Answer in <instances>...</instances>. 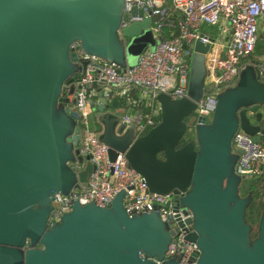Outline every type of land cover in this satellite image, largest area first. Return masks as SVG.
<instances>
[{"label":"water","instance_id":"obj_1","mask_svg":"<svg viewBox=\"0 0 264 264\" xmlns=\"http://www.w3.org/2000/svg\"><path fill=\"white\" fill-rule=\"evenodd\" d=\"M123 15L124 0H0V264L163 260L173 233L156 214L129 218L123 193L106 208L74 202L59 224L48 226L55 196L86 189L92 172L89 161L77 174L69 167L79 131L65 95L85 71L71 46L77 43L83 54L120 70L134 65L125 39L145 35L140 50L156 46L148 33L151 19L121 29ZM208 52V45L194 43L191 87L203 83ZM198 101L160 95L155 127L125 140L121 126L101 142L109 147L111 162L117 154L125 156L151 194L179 197L173 208L191 215L185 225L192 232L185 239L197 246L194 264H264V208L252 239L244 216L250 199L238 196L241 180L234 174L232 153L238 131L260 141L261 118L255 115L256 124L251 122L264 106L260 70L245 67L236 86L218 96L210 123L199 120L195 138L181 145ZM105 104L101 98L99 112Z\"/></svg>","mask_w":264,"mask_h":264},{"label":"built area","instance_id":"obj_2","mask_svg":"<svg viewBox=\"0 0 264 264\" xmlns=\"http://www.w3.org/2000/svg\"><path fill=\"white\" fill-rule=\"evenodd\" d=\"M138 12L142 13L141 18ZM146 18L151 19L149 29L156 46L154 50L146 49L134 66L124 70L83 54L77 43L71 46L84 62L85 71L77 82L67 87L65 95L67 105L77 115L75 126L79 131V144L69 167L77 174L89 161L92 172L86 189L76 187L67 196H55L48 226L59 224L61 218L71 212L74 202L82 207L92 204L106 208L123 193L122 207L129 218L156 214L174 235L163 260L149 261L194 264L198 257L197 246L185 239L192 232L191 227L185 225L191 215L180 207L174 210L173 204L178 203L179 197L175 199L172 193L151 194L144 179L129 168L123 154H117L115 160L110 161L109 147L100 141V131L92 125V89L94 85H103L106 98L119 101L120 107H125H122L118 129L132 126L134 137H140L160 121L158 96L172 100L187 97L190 69L187 53L193 50L195 42H200L209 46L207 56L211 58L206 64L202 98L195 103L189 128L193 130L202 119L205 124L210 123L218 96L236 86L260 34L264 33V0H124L121 29ZM164 26L173 29L168 37L162 33ZM118 35L121 38L120 31ZM217 46L221 51L214 55ZM251 66L260 70L264 83V65ZM257 135L258 143L241 131L233 136L232 153L238 157L234 174L241 180L264 176V132ZM138 256L145 259L142 253Z\"/></svg>","mask_w":264,"mask_h":264},{"label":"rangeland","instance_id":"obj_3","mask_svg":"<svg viewBox=\"0 0 264 264\" xmlns=\"http://www.w3.org/2000/svg\"><path fill=\"white\" fill-rule=\"evenodd\" d=\"M149 35H153V32L149 31L148 32ZM147 33V34H148ZM263 38V39H261ZM147 39V36L145 35H141L140 37L134 39L133 41L127 40L125 39L123 42H125L126 45H130L131 46V53H130V57L132 60H134V63L136 62V60L139 58V56L141 54H143L145 52V50H140V45ZM260 42L257 43L256 49L254 51V53L251 55V57L249 58L250 61H258V60H262L261 62L264 64V35L260 36ZM191 66L189 69V75H188V84H187V95L189 97H191L194 101H198L200 100L202 97L201 94V88L204 87L206 85L205 80H203V83L201 85V87L199 88H195L194 86L191 87L190 86V78H191V72L193 70V66H194V59L191 60ZM134 66V65H133ZM206 77V75H205ZM122 112L116 113L112 116V118L109 116L107 118V115H103V114H98L100 116V121L101 123H103L105 125V130H106V134L105 135H99V139L100 141H104L107 142L109 140V138H111L112 136H114V127L119 123L120 117L122 116ZM259 116L261 118V122L258 125H261V130L264 132V106H261L259 111L257 112V114H252L251 117V122L256 124V116ZM92 116L94 118V116H96V112L95 110L92 113ZM194 130V129H193ZM194 133V131H193ZM145 133H143L142 135H144ZM141 135V136H142ZM124 137H121L120 139H125V140H130V138L132 136H134V132H133V127L130 126L126 129V131L123 134ZM140 136V135H137ZM195 138V137H194ZM264 140V137H263ZM234 161H237V156L233 157ZM236 176V175H235ZM238 179H240L238 176H236ZM241 180V179H240ZM242 181V180H241Z\"/></svg>","mask_w":264,"mask_h":264},{"label":"trees","instance_id":"obj_4","mask_svg":"<svg viewBox=\"0 0 264 264\" xmlns=\"http://www.w3.org/2000/svg\"><path fill=\"white\" fill-rule=\"evenodd\" d=\"M173 31L167 26L162 28L163 35L168 37V33ZM123 107V106H122ZM125 109V107H123ZM189 120H186V133L182 139L181 145L194 139V130L189 128ZM238 196L248 197L249 203L245 209V220L247 225L251 228V238L256 237L257 227L262 216L264 208V176L254 178L251 180H242L238 187Z\"/></svg>","mask_w":264,"mask_h":264},{"label":"crops","instance_id":"obj_5","mask_svg":"<svg viewBox=\"0 0 264 264\" xmlns=\"http://www.w3.org/2000/svg\"><path fill=\"white\" fill-rule=\"evenodd\" d=\"M261 35H264V33H261ZM260 36H259V40L258 42H260L261 38L260 39ZM221 51V48L219 46L215 47L214 49V55H216V53H220ZM193 50H189L188 53H187V58H188V63L189 65L191 66V60L193 58ZM211 57L209 56H205L204 57V71L206 73V64H207V61L210 59ZM262 60H258V61H250L248 60V66L250 65H262L263 63L261 62ZM264 65V64H263ZM205 80V78H204ZM106 88L103 86V85H94L93 89H92V102L94 104V110L96 112V116H93L91 117V121H92V125H94L93 127H95L98 131H100L99 133L101 135H103L104 131H105V125L103 123H101L100 121V116L98 114H103V115H107V118L110 116L112 118V116L116 113H119V112H122L123 113V109L122 107H120L119 105V101L116 102V100H113V99H109V98H106ZM101 98H105L106 100V104L103 106V112H99L98 111V107L100 106V99ZM118 130V127L117 125L114 127V132H116Z\"/></svg>","mask_w":264,"mask_h":264},{"label":"flooded vegetation","instance_id":"obj_6","mask_svg":"<svg viewBox=\"0 0 264 264\" xmlns=\"http://www.w3.org/2000/svg\"><path fill=\"white\" fill-rule=\"evenodd\" d=\"M261 126V125H260ZM240 198H244L243 196H240ZM245 198H247V197H245Z\"/></svg>","mask_w":264,"mask_h":264}]
</instances>
